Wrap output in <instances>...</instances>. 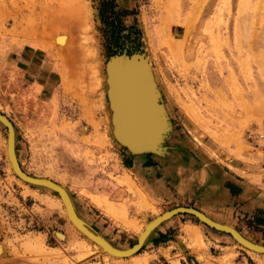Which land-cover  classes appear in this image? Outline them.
Returning <instances> with one entry per match:
<instances>
[{"label": "rangeland", "instance_id": "1", "mask_svg": "<svg viewBox=\"0 0 264 264\" xmlns=\"http://www.w3.org/2000/svg\"><path fill=\"white\" fill-rule=\"evenodd\" d=\"M114 3L126 12L122 34L139 36L132 46L162 108L158 132L143 149L116 133L103 0H0V111L21 168L62 185L95 232L127 249L156 216L201 205L189 187H200L204 165H220L243 182L227 180L231 193L250 200L220 218L264 245V163L244 141L264 122V0ZM64 208L54 191L13 172L0 123V264H264V254L185 213L135 255L107 256ZM184 221L199 228H180Z\"/></svg>", "mask_w": 264, "mask_h": 264}, {"label": "bare ground", "instance_id": "2", "mask_svg": "<svg viewBox=\"0 0 264 264\" xmlns=\"http://www.w3.org/2000/svg\"><path fill=\"white\" fill-rule=\"evenodd\" d=\"M66 41H67V37H65V35H63V34L62 35H58L57 38H56V43H58V45H61V46L64 45L66 43ZM73 53H74V51H73ZM70 55H71V53H70ZM72 55H71V57H72ZM69 60H70V58H69ZM68 62L71 63V61H68ZM72 63H74V62H72ZM109 71H110V78H111V80H110V84H111L110 97L111 98L110 99L112 101V105H113L112 107H113V110H114V114H115V111L116 112L118 111V114L115 115V117L116 118L118 117V120L121 123L125 122V124H126L128 122L127 126H123L125 128V132L123 130L122 133H124V134H126V136L130 137V139L132 141L138 140L141 137V132H144V133L148 132L149 129H151V128L155 127V126L157 127L158 125H160V123L162 121V113H161L162 108H161L160 105H156V103H155L156 100H155L154 94L151 92L152 90H150V88H151V82L149 80L148 70L145 69L141 65V62L140 63H136L135 60L116 59L115 62L112 63L111 68L109 69ZM129 124H130V126H129ZM85 129L87 130V128H83L82 130L85 131ZM156 138H158V137H156ZM71 200H72V198H71ZM62 202H63V200H62ZM97 202L98 203H101L99 201H97ZM72 203H73V206H74V208L76 210V207L74 205L73 200H72ZM63 204H64V202H63ZM106 206H107V211L110 214L111 213L113 214L116 211V210L113 209V207L111 206V204H108ZM64 209H66V208H64ZM121 210H123V209H121ZM66 212H67V210H66ZM76 212H77V210H76ZM120 212H119V214H120ZM77 214L79 215L78 212H77ZM115 214H117V212H115ZM162 214H160V215L156 216L155 218H153V220L150 221L143 228V230L140 231L139 237ZM123 216H124V213H123ZM123 216L121 218L124 219ZM79 217L83 221H85L80 215H79ZM162 219L163 218H161V220ZM159 221H160V219L157 220L155 224H153V226H152L153 228L151 230H148L149 233H148V231L144 233L143 244L146 242V240L148 239V237L150 236V234L160 224H162V222L159 223ZM162 221H164V220H162ZM214 221H216V220H214ZM216 222H218V221H216ZM85 223L87 224L86 221H85ZM218 223H220V222H218ZM222 224H224V223H222ZM226 225H228V224H226ZM75 226L80 230V228L76 224H75ZM229 226H231V225H229ZM92 231H93V233H95V234L101 236L103 239H105V241L111 247H114L116 249H120V248H117L116 246H114L112 243H110L105 237H103L99 233L95 232L93 229H92ZM243 237H245V236H243ZM89 238L91 240H93L99 247H102L103 248V252L105 251L104 253H106V255L108 254L107 256L113 255V256H118V257L121 258V257H130V256L135 255L134 253L133 254H128V255L113 254V253L109 252L107 248H104L97 240H94L91 237H89ZM246 239H248V238H246ZM238 242H240V241H238ZM241 244H243V243H241ZM260 245H262V244H260ZM244 246H246V245H244ZM249 249H251L254 252L255 251L256 252H260V251L254 250L253 248H249ZM120 250H124V249H120ZM260 253H262V252H260Z\"/></svg>", "mask_w": 264, "mask_h": 264}, {"label": "water", "instance_id": "3", "mask_svg": "<svg viewBox=\"0 0 264 264\" xmlns=\"http://www.w3.org/2000/svg\"><path fill=\"white\" fill-rule=\"evenodd\" d=\"M137 54V53H135ZM135 54L128 56L126 54H121V55H116V56H111L114 57V59H122V60H135L136 63H140L141 61L135 56ZM114 61V60H113ZM151 93V92H150ZM156 105L157 102L155 101ZM118 114V111H115V115ZM123 122V121H122ZM0 123L3 124L6 127L7 130V151H8V159L11 163L12 166V170L13 172L23 181L29 183V184H33V185H37V186H42L45 188H48L52 191H54L64 202L65 208L67 210V213L70 217V219L80 228V230L82 232H84L87 236L93 238L94 240H97L104 248H107L109 252L113 253V254H118V255H128V254H136L143 246V238H144V233L147 232L148 230H151L153 227V224L156 223L157 220L160 219L159 223L164 222L168 219H170L171 217L180 214V213H185V214H190L194 217H196L199 221H201L203 224L228 233L229 235L233 236V238L237 239L238 241H240L241 243H243L244 245H246L249 248H253L254 250L260 251L262 252V254H264V245H260L257 244L255 242H252L248 239H246L245 237H243L238 231L237 229L226 225V224H222V223H218L214 220H212L209 216H207L206 214H204L203 212H201L198 209H195L193 207H186V206H178L172 209H169L167 211H165L159 218H157L149 227L148 229L140 236L137 238L136 242L134 244H132L129 248L124 249V250H120V249H116L114 247H111L106 241L105 239H103L101 236L93 233L92 228L89 227L85 221H83L79 215L77 214L72 200H71V196L68 193V191L59 183L48 179V178H43V177H36V176H32L28 173H26L20 166L18 159H17V155H16V150H15V130L13 127L12 122L9 120V118L3 114L0 111ZM114 123H115V127H116V133L119 136V138L127 141V143L129 145H131L133 148H137V149H143V148H147L149 142L151 141V138L153 137L154 134H156L160 128V125H158L157 127H153L151 129H149L148 132L144 133L141 132V137L138 140H134L132 141L130 139V137L126 136V134L122 133L123 130L125 132V128L123 126H127L128 122L125 124V122L121 123L118 120V117L116 118L114 116ZM130 126V124H129ZM123 127V128H122ZM122 129V130H121ZM161 218H163L162 221ZM149 233V231H148Z\"/></svg>", "mask_w": 264, "mask_h": 264}, {"label": "crops", "instance_id": "4", "mask_svg": "<svg viewBox=\"0 0 264 264\" xmlns=\"http://www.w3.org/2000/svg\"><path fill=\"white\" fill-rule=\"evenodd\" d=\"M170 158L173 159L175 157L171 156L167 159H170ZM167 161H170V160H167ZM203 167L205 169L201 168V170H200V172H201L200 175L203 176V179L200 178V187L198 189L197 188L192 189V186L189 187V189L192 191H198V193L195 194V196L197 197L196 202H197V199H200L199 201H201V205H198L197 203L194 202V204H189L188 206H193L196 209L207 214L208 216H210V213H211L213 215L210 217H212L216 221L226 223V224L233 226V224L231 222L222 220L220 218L221 212L224 211L225 208H227V210H230L233 203H235V202L237 203L242 198H243V200H245V201L247 200L248 202L244 201L242 203V205H240V206H241V208L248 210L247 208L250 206V200L246 199L248 197L247 195H244L243 197H240L239 194L233 195L231 193L230 189L225 185V183L227 180H229L231 183H234L235 187H241L240 185H242L243 182L236 179L233 175L228 174L227 171H225L224 168L220 165H212L211 167L204 165ZM164 169H165V167H164ZM169 170H171V172L175 171L173 169V166H171V165H168V167L166 168L167 172ZM177 172L179 173V171H177ZM207 172L209 173V176H210L209 179L207 176V174H208ZM145 184L146 183H144L143 187H144V190L146 191V193L151 198H155L156 195L153 194L152 192H150V189H147V188L145 189V187H146ZM203 200H206L207 202L206 201L203 202ZM204 205L206 208H210L213 212L207 211L205 209ZM173 217H175V216H173ZM173 217L170 219H174ZM170 219L164 221L165 223L162 222V223H164V227L169 228L172 225V222H169V221H172ZM162 227L163 226H158L160 233L165 232V230H163L164 228H162ZM180 228H183V229L187 228L190 230H195V229H198L199 227H198V225L192 223L191 221H184L182 223V225L180 226ZM7 264H29V263H25L21 260H15V261L7 263Z\"/></svg>", "mask_w": 264, "mask_h": 264}, {"label": "trees", "instance_id": "5", "mask_svg": "<svg viewBox=\"0 0 264 264\" xmlns=\"http://www.w3.org/2000/svg\"><path fill=\"white\" fill-rule=\"evenodd\" d=\"M114 1L115 0H103V8H101V19L106 26L109 27V56L121 54L131 56L137 52H141L139 50V44L134 47L132 46L134 42L138 41V35L133 39V33L131 31H128L126 34H122L124 28L121 25V18L126 14V12L123 10H116Z\"/></svg>", "mask_w": 264, "mask_h": 264}, {"label": "built area", "instance_id": "6", "mask_svg": "<svg viewBox=\"0 0 264 264\" xmlns=\"http://www.w3.org/2000/svg\"><path fill=\"white\" fill-rule=\"evenodd\" d=\"M244 141L257 152L264 163V122L251 124L244 133Z\"/></svg>", "mask_w": 264, "mask_h": 264}]
</instances>
